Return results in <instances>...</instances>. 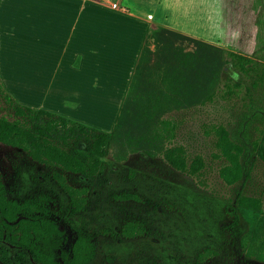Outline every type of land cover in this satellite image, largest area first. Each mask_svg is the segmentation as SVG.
Returning a JSON list of instances; mask_svg holds the SVG:
<instances>
[{
	"label": "rangeland",
	"instance_id": "obj_1",
	"mask_svg": "<svg viewBox=\"0 0 264 264\" xmlns=\"http://www.w3.org/2000/svg\"><path fill=\"white\" fill-rule=\"evenodd\" d=\"M169 3L166 24L176 30L158 28L143 47L114 126L103 130L113 134L108 166L90 183L86 210L67 216L68 198L49 168L3 144L0 180L9 199L48 196L66 244L78 232L91 236L96 249L90 264H199L205 249L215 254L202 264H264V161L256 148L264 140V43H258L264 0ZM105 92L114 109L116 96ZM5 112L0 100V115ZM163 120L177 123L174 137L163 133ZM213 125L244 148V178L235 185L218 178ZM178 145L189 162L203 160L196 177L164 160ZM66 176L73 186L82 181ZM122 193L140 201L116 200ZM240 194L260 198V209L240 207ZM129 221L140 222L146 233L122 238Z\"/></svg>",
	"mask_w": 264,
	"mask_h": 264
},
{
	"label": "crops",
	"instance_id": "obj_2",
	"mask_svg": "<svg viewBox=\"0 0 264 264\" xmlns=\"http://www.w3.org/2000/svg\"><path fill=\"white\" fill-rule=\"evenodd\" d=\"M115 3L0 0L3 89L33 109L111 129L150 36L176 30L166 24L169 0ZM105 91L116 96L114 109Z\"/></svg>",
	"mask_w": 264,
	"mask_h": 264
},
{
	"label": "trees",
	"instance_id": "obj_3",
	"mask_svg": "<svg viewBox=\"0 0 264 264\" xmlns=\"http://www.w3.org/2000/svg\"><path fill=\"white\" fill-rule=\"evenodd\" d=\"M258 36L264 43V26ZM0 100L5 113L0 115V144L16 148L33 162L49 168V176L68 198L67 216L84 212L88 205L90 183L101 177L107 169V155L113 134L88 126L58 114L25 106L7 93L0 83ZM161 129L174 137L177 123L161 122ZM210 133L214 140L213 158L220 161L218 178L232 186L244 178L242 156L244 148L234 142L222 125H213ZM84 151L80 152L79 148ZM257 154L264 161V140H260ZM181 145L167 149L163 155L173 169L196 177L205 166L202 159L188 161ZM82 179L80 184H69L66 174ZM118 201H140L136 194L122 193ZM237 204L245 209L259 210L261 199L240 194ZM50 198L41 195L34 199H9L0 180V264H90L95 256V243L91 236L78 232L66 244L63 231L51 217ZM251 207V208H250ZM146 233L140 222H127L121 230L124 239H133ZM205 249L197 256L199 264L209 255Z\"/></svg>",
	"mask_w": 264,
	"mask_h": 264
},
{
	"label": "built area",
	"instance_id": "obj_4",
	"mask_svg": "<svg viewBox=\"0 0 264 264\" xmlns=\"http://www.w3.org/2000/svg\"><path fill=\"white\" fill-rule=\"evenodd\" d=\"M111 3L112 8H116V3L115 0H109Z\"/></svg>",
	"mask_w": 264,
	"mask_h": 264
}]
</instances>
